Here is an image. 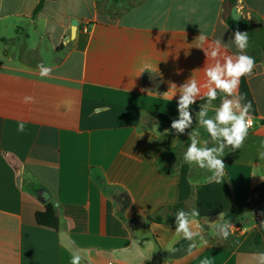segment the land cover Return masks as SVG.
I'll list each match as a JSON object with an SVG mask.
<instances>
[{"label": "crops", "instance_id": "0c3cea01", "mask_svg": "<svg viewBox=\"0 0 264 264\" xmlns=\"http://www.w3.org/2000/svg\"><path fill=\"white\" fill-rule=\"evenodd\" d=\"M38 1L0 0V264H70L72 251L87 253L81 264H255L264 252L261 204L231 223L240 231L227 240L213 226L231 206L264 202L261 60L238 88L253 126L222 157L228 195L183 159L192 130L210 141L196 114L183 134L171 123L185 81L193 76L207 91L205 68L215 61L199 48L200 32L204 48L221 39L222 54L234 55L231 8L264 25V0H44L31 18ZM190 198L200 213L194 230L213 234L180 258L156 260L183 239L167 208ZM45 205L57 230L36 223Z\"/></svg>", "mask_w": 264, "mask_h": 264}, {"label": "clouds", "instance_id": "9594fccd", "mask_svg": "<svg viewBox=\"0 0 264 264\" xmlns=\"http://www.w3.org/2000/svg\"><path fill=\"white\" fill-rule=\"evenodd\" d=\"M207 39V35L203 32H200L196 38L200 42L199 48L204 51L206 57H211L215 61L205 68L206 82L203 87L207 89L206 94L201 95V86L193 76L185 81L179 88L178 118L172 121L171 129L177 134H183L187 129H192L193 116L190 106L195 104L197 99H205L196 117H198V124L206 130L214 146H209V140L201 141V133L198 130H192L188 134L190 143L183 154V159L190 166L206 170L209 173L206 177L207 183H222L225 167L222 157H224L225 149L231 148L232 151L240 149L253 126L252 103L250 101L243 103L245 97L238 94V88L242 77L252 75L255 60L246 54L249 46L246 31L236 30L233 33L232 43L237 49L234 55L222 54V49H226L229 45L224 44L221 39H216L208 45L207 49L204 48L203 45ZM38 68L41 77H50L51 67L40 64ZM174 88L177 87L172 84L170 89ZM218 98L221 102L214 108V115L210 117L209 109L213 107V101ZM24 102H33V97L26 96ZM24 130V123L21 121L17 131ZM153 130H156V126ZM261 155L264 156V153ZM253 175H258L257 170H254ZM261 178L264 179L262 176ZM199 215V211L195 208L177 210L175 212L176 236L188 241L196 237L203 239L201 233L194 230V221ZM223 217L224 214L221 212L218 220L222 222L215 223L213 230L221 239L227 240L232 234V224ZM261 226H264V222ZM196 228L198 229L199 225H196ZM86 258L87 253L82 256L79 251H72L70 264H81ZM253 259L255 264H264V252L255 253ZM200 264H212V262L204 258Z\"/></svg>", "mask_w": 264, "mask_h": 264}, {"label": "trees", "instance_id": "16d2710c", "mask_svg": "<svg viewBox=\"0 0 264 264\" xmlns=\"http://www.w3.org/2000/svg\"><path fill=\"white\" fill-rule=\"evenodd\" d=\"M44 0H39L37 5L35 6L31 18H34L36 14L41 10L42 4ZM226 24L231 28L233 31L240 30L246 31L249 37V46L246 49L247 55L254 58L255 63L260 62L262 52H264V25L261 24H254L253 22L247 21L245 19H239L234 21L231 17L226 18ZM205 103V99H199L195 104L190 106V112L192 115L196 114L200 110V105ZM220 103V99L218 98L216 101H213V106H217ZM223 182V185L226 189V185ZM227 195L228 191L226 189ZM192 198H190L187 202H178L173 206H169L167 208L168 211H171L173 216L175 217V212L179 209L184 210H191L193 209L191 206ZM261 204L260 200H253L248 201L246 204L239 206V207H229L224 212L223 219L229 220L231 223L239 217L243 212L247 211L252 207L259 206ZM35 220L37 225L57 230L58 228V219L54 214L51 205H45L42 211H38L35 214ZM155 221L160 222L159 216H155ZM188 240L182 239L181 244L187 242ZM153 264H158L155 262Z\"/></svg>", "mask_w": 264, "mask_h": 264}, {"label": "water", "instance_id": "95a60500", "mask_svg": "<svg viewBox=\"0 0 264 264\" xmlns=\"http://www.w3.org/2000/svg\"><path fill=\"white\" fill-rule=\"evenodd\" d=\"M230 17L232 20L237 21L240 19V13L236 10V7H232L230 11ZM71 26L74 28V30L78 27V22L76 20L71 21ZM73 35V29L70 31L68 38ZM261 64L264 66V52H262L261 56ZM261 207L264 208V202L261 203ZM213 234V230H208L207 234L201 235L203 238L207 237V235ZM202 239L200 237L194 238L192 241L184 242L174 248L162 250L159 251V253L156 256V260H162V259H175L180 258L192 250H194L196 244L200 242Z\"/></svg>", "mask_w": 264, "mask_h": 264}, {"label": "built area", "instance_id": "2783aa9c", "mask_svg": "<svg viewBox=\"0 0 264 264\" xmlns=\"http://www.w3.org/2000/svg\"><path fill=\"white\" fill-rule=\"evenodd\" d=\"M251 128H252V127H251ZM251 128H250V129H251ZM254 218H255V221H256V222H259V217H258V216H255ZM232 230H233L234 232L240 231L239 227H233V226H232Z\"/></svg>", "mask_w": 264, "mask_h": 264}]
</instances>
